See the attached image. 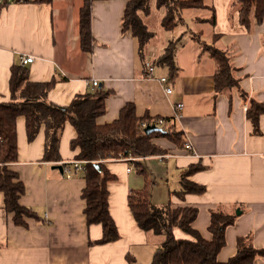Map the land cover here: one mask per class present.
I'll use <instances>...</instances> for the list:
<instances>
[{"label":"crops","instance_id":"crops-1","mask_svg":"<svg viewBox=\"0 0 264 264\" xmlns=\"http://www.w3.org/2000/svg\"><path fill=\"white\" fill-rule=\"evenodd\" d=\"M205 2L215 9L217 26L201 21L211 17L210 9H203L197 11L208 13L194 12L193 18H183L172 30L192 25L176 38L185 37L186 41L177 44L178 70L170 79L168 68L152 63L175 37L161 49L150 42L145 68L137 40L132 33L122 31L127 0L93 1L91 53L81 48L79 34L84 0H53L50 5L0 0V102L11 97V66L21 65L22 57L32 56L34 61L26 65L31 81L56 79L49 95L51 102L67 106L80 95L96 94L98 90L111 92L105 114L97 119L101 125L117 119L127 103L136 105L139 117L150 114L167 118L175 115L176 103H183L177 127L184 132L185 143L189 142L198 155L193 158L185 145L181 149L167 139L157 138L153 143L164 153L137 160L146 175L135 163L108 162L111 173L118 177L108 185V191L110 214L120 239L98 245L94 242L102 238L103 228L100 224L88 225L85 220L83 171H75L67 179L54 167L75 160L76 152L70 149L71 141L77 137L75 129L68 122L62 132V160L44 162V129L30 142L25 119L19 117V159L11 168L26 185L21 205L34 208L41 222L29 218L27 228L17 226L3 209L0 194V264H151L161 238L142 231L128 206L134 190H142L147 183L154 205L172 202L197 207L199 215L193 226L208 240L212 210L240 212L236 223L226 230V246L218 255L219 261L226 262L236 254L238 237L250 235L254 246L264 248V115L260 118L261 134L254 133L247 116L251 99L264 103V24L250 32L240 25L237 12H232L233 0ZM158 14L161 25L164 12ZM215 33L221 35L216 45L228 52L237 68L239 86L248 93L246 101L237 89L215 96L216 63L193 39L200 34L201 43L210 44ZM150 65L154 66L152 78L147 75ZM166 77L174 89L168 95L160 83ZM95 80L99 84L93 87ZM198 162L205 169L191 180L207 190L181 199L175 194L181 191L180 172ZM255 264H264V257Z\"/></svg>","mask_w":264,"mask_h":264},{"label":"trees","instance_id":"trees-1","mask_svg":"<svg viewBox=\"0 0 264 264\" xmlns=\"http://www.w3.org/2000/svg\"><path fill=\"white\" fill-rule=\"evenodd\" d=\"M33 4L50 5L53 0H18ZM94 0H84L80 11L81 48L85 52H93L94 37L91 31V12ZM232 12L239 15L240 25L250 32L253 28L264 24V0H233ZM153 2L163 9L164 16L161 26L164 31L174 30L184 21V10L210 9L211 17L202 20L217 26V16L213 6H207L205 0H127L123 14L122 31L132 33L137 40L139 55L145 61L146 50L156 36L151 32L141 14H151ZM220 34L213 35L212 42L201 43L200 34L193 36L202 45V52L216 63L215 96L233 89L239 90L244 101L248 98L240 85L237 68L226 50L220 49L216 42ZM180 39L170 40L164 53L155 58L152 63L157 67L168 68L170 79L176 76L175 53ZM9 101L0 102V194L3 195V209L12 215L13 222L20 227L27 228V219L41 222V218L32 207L21 205V199L26 195V185L19 174L11 168V164L18 162L17 119L23 117L26 122V135L33 142L44 129L45 146L42 161L54 163L62 160L60 143L62 132L68 124L73 126L77 137L70 143V149L76 152L75 160L86 162L83 178L86 186L82 191L85 201L84 215L88 225H102V238L94 242L98 245L114 243L120 239L117 224L110 214L108 185L118 177L111 173L105 161L118 157L120 154L132 155L134 158L150 157L163 154L164 151L153 141L157 138L167 139L177 147L184 149L185 135L177 127L174 117H151L150 114L138 116L134 103H127L120 115L113 122L105 125L98 123V118L106 112V99L111 92L98 90L96 94L87 93L75 97L67 106H61L49 100L50 92L56 84L51 82H33L27 66L14 63L10 69ZM264 115V103L256 99L250 100L247 109L248 119L253 125L254 133L261 134L260 118ZM164 124L159 126V120ZM144 123L157 126L160 130L153 134L144 133ZM139 171L146 175L141 164L134 161ZM205 167L198 164L191 165L180 172L181 191L175 192L181 199L187 194L202 195L206 192L204 185L191 180L197 172ZM150 184L142 190H134L128 199V206L137 222L138 227L146 233L159 236L161 242L152 258L151 264H255L259 257H264V248H257L252 243L250 235L238 237L237 252L226 262L218 260L219 253L226 246V230L236 223L237 214L226 212L221 208L210 212L208 232L211 239H206L202 233L194 228L198 219L199 209L185 205L177 206L172 202L167 205H154L151 201ZM175 230H180L186 238L177 237Z\"/></svg>","mask_w":264,"mask_h":264},{"label":"built area","instance_id":"built-area-1","mask_svg":"<svg viewBox=\"0 0 264 264\" xmlns=\"http://www.w3.org/2000/svg\"><path fill=\"white\" fill-rule=\"evenodd\" d=\"M34 61V57L32 56H27V57H22L20 59V64L23 66H26L27 64H30ZM153 71H154V66H149L148 68V72L147 75L148 77L152 78L153 77ZM160 83L163 86V88L166 91V94H171L173 93L174 89H173V83L172 81L169 79V77L166 78H161L160 79ZM99 81L95 80L91 85L93 87L98 86ZM184 104L183 103H176V105H174V111H175V115L173 116L174 118H176V120H180V112L183 110ZM164 119H160L159 120V126H162L164 124ZM149 124L144 123L142 126L143 127H148ZM185 147L186 150H188L191 153V157L193 158H198V155L193 151V146H191V144L189 142L185 143ZM166 156H160V159L165 158ZM139 160V158H134L132 155H127L126 157L122 154H120L118 157L116 158H112L108 161H105L106 163L108 162H112V161H118V162H129V163H133L134 161ZM86 162L84 161H78V160H74V161H70L69 163H59L63 166V174L67 177V179H69L73 172L75 171H83L84 169V165ZM128 171H131V168L128 169Z\"/></svg>","mask_w":264,"mask_h":264},{"label":"rangeland","instance_id":"rangeland-1","mask_svg":"<svg viewBox=\"0 0 264 264\" xmlns=\"http://www.w3.org/2000/svg\"><path fill=\"white\" fill-rule=\"evenodd\" d=\"M9 1V0H8ZM14 1H18V0H14ZM160 11H163V9H160L156 6V4L153 2V5H152V10H151V15L149 16H145L144 14L142 15L141 14V17L145 19V22L146 24L149 26V30L152 32H155L156 36L152 39L151 43H153L154 46H157L158 49H161L164 44H166V42H168V39L171 38V39H174L173 37H175V39L178 37L181 36V32L183 30H187V28H191L192 25L189 24V27L187 26H179L178 29H176L175 32L171 31H164L163 28L161 27L160 23H159V19H158V12ZM164 12V11H163ZM194 12H199L201 14H206L208 12H203V11H184L182 13V17L183 18H186L188 20H190V18H193V13ZM198 14V13H196ZM180 41H186L185 40V37H182V40ZM186 45V44H185ZM175 233L177 235V237H180V238H186L187 235H185V233H183L182 231L180 230H175Z\"/></svg>","mask_w":264,"mask_h":264},{"label":"water","instance_id":"water-1","mask_svg":"<svg viewBox=\"0 0 264 264\" xmlns=\"http://www.w3.org/2000/svg\"><path fill=\"white\" fill-rule=\"evenodd\" d=\"M157 130H160V128L155 126V125L154 126H148L145 128L144 133H146L147 135H150V134H153L154 131H157ZM54 167L63 173V166L62 165L58 164V165H55ZM236 214L238 215V214H240V212L237 211Z\"/></svg>","mask_w":264,"mask_h":264}]
</instances>
